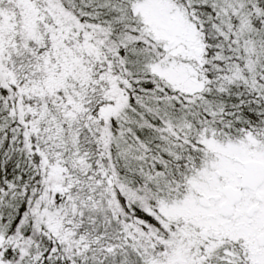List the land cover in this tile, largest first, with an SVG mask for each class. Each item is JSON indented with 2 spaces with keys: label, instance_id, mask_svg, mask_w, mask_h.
Here are the masks:
<instances>
[{
  "label": "snow or ice",
  "instance_id": "obj_1",
  "mask_svg": "<svg viewBox=\"0 0 264 264\" xmlns=\"http://www.w3.org/2000/svg\"><path fill=\"white\" fill-rule=\"evenodd\" d=\"M0 264H264V0H0Z\"/></svg>",
  "mask_w": 264,
  "mask_h": 264
}]
</instances>
